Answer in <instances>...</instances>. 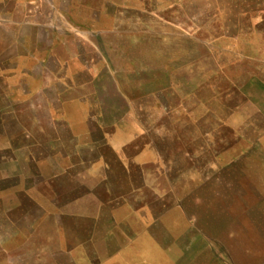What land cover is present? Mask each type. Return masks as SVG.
<instances>
[{"label": "rangeland", "instance_id": "374dc122", "mask_svg": "<svg viewBox=\"0 0 264 264\" xmlns=\"http://www.w3.org/2000/svg\"><path fill=\"white\" fill-rule=\"evenodd\" d=\"M77 1L0 0V264H264V0Z\"/></svg>", "mask_w": 264, "mask_h": 264}, {"label": "crops", "instance_id": "0c3cea01", "mask_svg": "<svg viewBox=\"0 0 264 264\" xmlns=\"http://www.w3.org/2000/svg\"><path fill=\"white\" fill-rule=\"evenodd\" d=\"M10 4H12V6L15 8V13L18 12L20 14H23L25 19H29V15H41V14H46V13H50L53 15H56V18H62V15H68L70 12L74 11V1H76V4L78 3L77 0H7ZM108 5L111 4V2L107 1ZM115 4V3H114ZM112 5V4H111ZM82 8H86L87 12H90L91 7L87 6L85 3L81 4ZM14 12V10H13ZM92 12L94 13V9H92ZM33 28H36L37 30H40L41 32L43 31L44 34H47L48 30L46 28V24L40 23V22H33L31 23ZM71 25V29L73 30L71 33H75L76 32V26L72 25L71 23H68ZM85 24V23H84ZM89 24L94 25L95 24V18L91 17V19H87L86 21V26H88ZM23 25H29L28 23H23ZM54 34V33H52ZM41 43V41L39 42V44ZM40 46V45H39ZM58 47V40L57 39H53V43L51 44V46L49 48H45V51L43 53L39 54V57L36 59L37 61H39L40 63H46L48 61H53L55 63H65V62H70L73 60H76V57L73 55H68L64 58L58 57L56 54V50ZM50 49V52H49ZM23 50V49H22ZM24 54L26 55V51L23 50ZM31 52V51H30ZM41 52V50H37L36 53ZM44 54V55H42ZM114 149V148H113ZM117 153L121 152V154H118L117 157L119 159V162L121 164V169L122 171L126 174V176L129 178L130 174H129V168L127 166H124L122 161L124 159H127L128 162L134 158V156L132 157H127L122 155L123 150H117ZM131 158V159H130ZM133 161V160H132ZM119 164V165H120ZM130 184V183H129ZM112 198V197H111ZM110 201H114V199H111ZM107 210L106 209H101V211H99V214H104ZM102 219V220H101ZM97 221H105V225H107L108 228V232L109 234H111V236L118 230H121L123 228H126L129 224L127 223L128 221H126L125 223H122V220H118L115 219L114 217H108L105 218L102 215H97L96 218Z\"/></svg>", "mask_w": 264, "mask_h": 264}]
</instances>
